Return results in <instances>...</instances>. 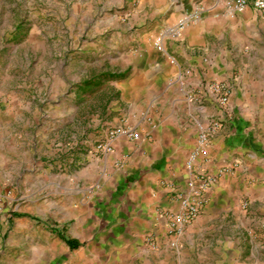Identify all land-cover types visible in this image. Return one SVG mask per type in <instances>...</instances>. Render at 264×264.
<instances>
[{
  "label": "rangeland",
  "instance_id": "obj_1",
  "mask_svg": "<svg viewBox=\"0 0 264 264\" xmlns=\"http://www.w3.org/2000/svg\"><path fill=\"white\" fill-rule=\"evenodd\" d=\"M183 10H203L199 23L209 5L203 0L154 5L147 0H0V264H264V211L244 189L231 211L211 219L205 208L218 183L204 187L200 216L181 230L171 229L168 217L180 210L193 153L180 184L172 185L177 210L130 221L136 207L128 182L117 189L110 184L114 205L102 208H114V219L106 221L95 205L107 192L100 189L106 174L92 163L117 157L121 137L109 151L110 134L128 128L122 121L118 125L128 109L123 82L147 54L162 52L157 45L165 50V34ZM219 103L227 106L230 96ZM207 144L198 139L201 154ZM121 162L112 175L123 170ZM199 162L197 156L198 173L213 175ZM238 165L213 176L219 181ZM81 216L85 222L76 221ZM109 229L119 236L117 246L100 253L97 240ZM66 240L78 246L73 249Z\"/></svg>",
  "mask_w": 264,
  "mask_h": 264
},
{
  "label": "crops",
  "instance_id": "obj_2",
  "mask_svg": "<svg viewBox=\"0 0 264 264\" xmlns=\"http://www.w3.org/2000/svg\"><path fill=\"white\" fill-rule=\"evenodd\" d=\"M223 3L203 0L209 10L202 21L187 26L178 39L167 36L165 50L147 54L123 82L128 109H123L118 125L122 121L138 133L139 141L119 138L117 157L96 158L92 166L106 174L101 192L109 193L112 183L115 189L121 182L129 183L136 207L130 221L151 219L160 210H177L170 199L172 185L180 184L192 153L213 175L239 163L232 173L220 175L211 189L206 216L212 219L231 211L243 195L241 189L264 211V10L249 7L232 14ZM225 95L230 103L222 107L219 98ZM217 121L220 128L209 133L208 151L201 154L198 139ZM118 162L124 164L123 170L112 175ZM107 192L95 205L109 221L116 212L102 208L114 205L112 192ZM83 216L76 221L85 222ZM75 229L78 232L79 227ZM106 231L97 240L100 253L117 246L115 230Z\"/></svg>",
  "mask_w": 264,
  "mask_h": 264
},
{
  "label": "built area",
  "instance_id": "obj_3",
  "mask_svg": "<svg viewBox=\"0 0 264 264\" xmlns=\"http://www.w3.org/2000/svg\"><path fill=\"white\" fill-rule=\"evenodd\" d=\"M249 7H253L257 11H263L264 0H226V8L233 14L243 13ZM202 13L203 10L195 11L192 13H185L173 27L168 29L165 37L168 36L172 39L180 38L187 26L194 24L200 20ZM157 48L159 51H162V43L157 45ZM215 91L219 93L220 87H215ZM226 99V97L223 98L222 104L226 103ZM214 125V129H211L209 127L208 131L200 135L199 142L201 145L204 146L208 143L207 132H209L210 130L215 131L220 128L219 123H216ZM119 137H125L130 141H137L139 139V136L135 131L120 127L110 134L108 147L109 151H112V143ZM196 161L197 155L195 154L190 158L187 164L189 175L186 180V194L179 198L180 210L178 212L172 213L170 218L168 217V219H170L171 221V229L176 228L177 230H181L186 223H189L198 218V216H200V214L203 212L204 206L206 204V198L202 195L201 190H203L204 187H208L210 185L214 186L218 183L217 176L210 175L206 177L204 174L198 173L194 168Z\"/></svg>",
  "mask_w": 264,
  "mask_h": 264
},
{
  "label": "trees",
  "instance_id": "obj_4",
  "mask_svg": "<svg viewBox=\"0 0 264 264\" xmlns=\"http://www.w3.org/2000/svg\"><path fill=\"white\" fill-rule=\"evenodd\" d=\"M66 241H67V244L73 249L78 246L76 241H71V240H66Z\"/></svg>",
  "mask_w": 264,
  "mask_h": 264
},
{
  "label": "bare ground",
  "instance_id": "obj_5",
  "mask_svg": "<svg viewBox=\"0 0 264 264\" xmlns=\"http://www.w3.org/2000/svg\"><path fill=\"white\" fill-rule=\"evenodd\" d=\"M163 51V50H162Z\"/></svg>",
  "mask_w": 264,
  "mask_h": 264
}]
</instances>
